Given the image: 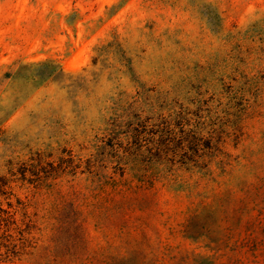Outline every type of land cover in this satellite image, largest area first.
Instances as JSON below:
<instances>
[{
    "label": "rangeland",
    "instance_id": "1",
    "mask_svg": "<svg viewBox=\"0 0 264 264\" xmlns=\"http://www.w3.org/2000/svg\"><path fill=\"white\" fill-rule=\"evenodd\" d=\"M0 178V264H264V0H0Z\"/></svg>",
    "mask_w": 264,
    "mask_h": 264
},
{
    "label": "trees",
    "instance_id": "2",
    "mask_svg": "<svg viewBox=\"0 0 264 264\" xmlns=\"http://www.w3.org/2000/svg\"><path fill=\"white\" fill-rule=\"evenodd\" d=\"M173 117L170 115L165 121H162L161 125H154L152 132H148L147 127L139 134L136 132L137 134L131 136V138L133 140L139 138L137 141H141V143H134V147H138L140 150L155 156L157 153H162V149L171 145L175 134L178 132L187 134V130L184 127H175V123L172 120L176 119ZM142 137L145 139L143 140ZM23 176L25 179L26 173ZM10 183L8 179L0 178V262L15 260L23 253L22 251L28 247L30 242V239L26 237L25 231V228L28 227V223H26L27 217L24 215V219L18 218L19 213L26 206L20 200H18V205L22 207L18 206L16 208L11 203Z\"/></svg>",
    "mask_w": 264,
    "mask_h": 264
}]
</instances>
